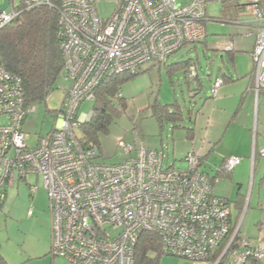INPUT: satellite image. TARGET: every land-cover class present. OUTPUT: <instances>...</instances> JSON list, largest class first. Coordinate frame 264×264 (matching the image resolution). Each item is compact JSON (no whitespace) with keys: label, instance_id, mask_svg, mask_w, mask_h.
I'll return each instance as SVG.
<instances>
[{"label":"built area","instance_id":"2783aa9c","mask_svg":"<svg viewBox=\"0 0 264 264\" xmlns=\"http://www.w3.org/2000/svg\"><path fill=\"white\" fill-rule=\"evenodd\" d=\"M100 1L114 3L107 18L98 12ZM244 1L251 20L259 23L251 52L257 96L264 90V13L261 0ZM206 3L59 0V49L67 86L52 129L38 137L33 148L25 143L21 127L35 107L24 104L20 78L6 71L0 60V207L6 187L29 174L41 176L49 198L54 256L72 264H134L135 243L148 231L160 237L165 256L203 264L223 259L229 264L260 262L263 248L239 238L238 225L232 230L230 202L213 193L198 156L186 157V169L164 168L162 151L139 139H119L124 159L106 164L99 161L97 145H81L74 132L91 117V112L78 115L81 103L94 100L95 89L107 75L136 74L150 62L165 63L184 44L203 40ZM44 5L51 6L52 0L10 6L0 13V30L22 10ZM187 75L193 80L196 69L191 67ZM220 84L214 81L212 94ZM239 163L236 157L225 158L221 169L230 172Z\"/></svg>","mask_w":264,"mask_h":264},{"label":"rangeland","instance_id":"374dc122","mask_svg":"<svg viewBox=\"0 0 264 264\" xmlns=\"http://www.w3.org/2000/svg\"><path fill=\"white\" fill-rule=\"evenodd\" d=\"M23 0H0V13ZM185 2L186 0H179ZM112 1H100L97 8L102 18L111 15ZM206 46L197 43L196 50L183 48L173 54L166 65L190 58L193 60L201 89L196 82H186L181 71L168 73L164 66H143V72L131 77L121 86L126 109L113 116L106 133L99 134L102 151L99 161L117 164L124 159L118 140L132 142L142 140L152 149L164 154L163 167L186 169L185 157L190 154L200 158V169L215 176L225 158L236 157L240 163L229 177L218 176L213 193L227 199L232 209V221L239 226V238L263 247L264 264V91L256 96L247 89L248 77L244 74L253 69L251 47L258 33L259 23L246 24L241 18L249 14L243 11L236 22L220 20L222 4L218 0L206 3ZM264 13V0H261ZM261 24V23H260ZM233 39L236 48L244 47L247 53L238 52L233 65L223 52L215 56L211 49L216 44ZM196 58H198L196 60ZM223 61H222V59ZM212 60V66H210ZM220 69L229 80L212 94L213 83ZM67 86L61 74L53 85L52 95L46 105L35 104V111L27 116L21 131L28 147L36 145L38 137L45 136L53 127L55 110L59 108ZM178 104L183 113L182 124L193 128V138L187 131L166 124L159 128L150 116L157 104ZM94 102H82L78 115L92 112ZM191 112V113H190ZM2 121V119H1ZM77 137L79 129L74 130ZM238 193L240 197H238ZM240 206L235 205L237 199ZM32 212L29 215L28 210ZM114 234L111 228H107ZM0 251L8 264H72L54 256L51 250V214L49 198L41 176L29 174L25 180H16L5 189L0 207ZM220 248L217 254L221 253ZM158 264H203L184 257L163 255ZM222 264H229L223 262ZM245 264H256L246 261Z\"/></svg>","mask_w":264,"mask_h":264},{"label":"trees","instance_id":"16d2710c","mask_svg":"<svg viewBox=\"0 0 264 264\" xmlns=\"http://www.w3.org/2000/svg\"><path fill=\"white\" fill-rule=\"evenodd\" d=\"M207 1L209 0H206V2ZM218 1L222 4V17L220 20L226 23L236 22L238 16L243 11L247 10L244 0ZM22 2L23 1L17 5L18 8H20L19 6ZM58 4L59 0H52L51 6L44 5L24 9L16 21L6 25L0 30L1 63L6 71L20 78L23 87L24 104L27 106L43 103L46 105V98L52 94L53 85L60 75L64 74L62 56L59 49L58 33L60 27L57 11ZM205 40L206 36L201 41L184 44L181 49L189 48L190 52L195 51V45L197 43L205 45ZM228 49L230 48L228 47ZM213 53L215 55L216 50H214ZM225 56L229 58L230 63H233L234 52L232 50L225 51L224 57ZM197 59L198 58H196V60ZM168 60L162 64L168 73L181 71L186 82L197 81L195 84L196 90L199 91L201 89L202 86L199 83L197 72L193 80H190L187 75L191 67L195 68L192 59L187 58L175 62L174 64L166 65ZM212 63V60H210V66H212ZM149 64L153 67H160L161 65V63L158 62H150L146 65ZM142 68L143 67H141L136 74L121 73L107 75L95 89L91 117L88 121L79 124L78 129L80 136L78 140L83 146L89 142L96 144L100 157L101 148L98 143L99 134L106 133L113 120V116L121 114L126 109L125 99L121 95V86L131 77L137 76L143 72ZM227 76L228 75H225L219 69L215 80L219 79L221 86L224 82L229 80ZM252 76H254V69ZM251 89H253V86ZM150 116L157 121L160 129L166 124H171L173 129H185L187 131V138H193V128H187L181 123L184 118L178 104H157L152 108ZM221 165L215 176L211 177L208 173L206 174L211 184H214L218 176L229 177L231 175L232 171L224 172L221 169ZM238 197H240L239 193ZM240 202L238 198L235 205L237 204V206H240ZM234 227L235 223L232 221V230ZM217 253L211 256L210 260H215L218 255ZM162 256L160 237L155 233L143 231L139 235L134 246L133 263L158 264ZM224 261L226 260L223 259L220 264ZM251 261L259 264L257 261ZM0 264H8L1 254V251Z\"/></svg>","mask_w":264,"mask_h":264},{"label":"crops","instance_id":"0c3cea01","mask_svg":"<svg viewBox=\"0 0 264 264\" xmlns=\"http://www.w3.org/2000/svg\"><path fill=\"white\" fill-rule=\"evenodd\" d=\"M244 19L246 20V24H251V23H253V21L251 20V17H250L249 15L245 16L244 18L242 17V18H241V22L244 21ZM205 25H206V24H205ZM206 37H207V33H206ZM254 44H255V42H254ZM203 46L205 47V49H208L207 46H206V42H205V45H203ZM215 47H216L217 49H211V50H212V52H213L214 50H216V53H215L216 56H218V54H217L218 51L223 52V55H225V51H231V50H232V51L234 52L233 62H234L235 56L237 55L238 52H240V53H242V52L247 53V52H248V50H245L244 47H242V48H240V47H239V48H236L232 38H229V40H228L227 43L223 42L222 44H216ZM228 47H229L230 49H228ZM253 47H254V45L251 47V52H252V50H253ZM251 52H249V53L251 54ZM223 57H224V56H223ZM231 64L233 65V63H231ZM253 69H254V68H253ZM253 69H252L251 71H249V72H247V73L244 74L245 77H248V78H249V80H248V85H247V89L252 88L253 83H254V76H252ZM193 135H194V134H193ZM100 152H101V156H102V151H100ZM120 162H121V161H120ZM118 163H119V162H118ZM201 171H202V170H201ZM203 172H204V171H203ZM257 246H259V245H257ZM259 247H260V246H259ZM262 248H263V247H262ZM250 261H251V260H250ZM251 262H252V261H251ZM253 263H254V262H253ZM259 264H260V263H259Z\"/></svg>","mask_w":264,"mask_h":264}]
</instances>
